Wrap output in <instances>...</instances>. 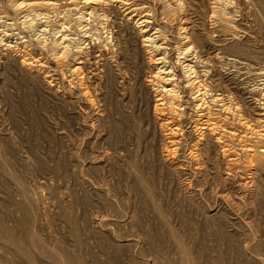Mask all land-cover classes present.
Segmentation results:
<instances>
[{
    "label": "rangeland",
    "instance_id": "rangeland-1",
    "mask_svg": "<svg viewBox=\"0 0 264 264\" xmlns=\"http://www.w3.org/2000/svg\"><path fill=\"white\" fill-rule=\"evenodd\" d=\"M85 1L0 0V264H264V0Z\"/></svg>",
    "mask_w": 264,
    "mask_h": 264
},
{
    "label": "bare ground",
    "instance_id": "bare-ground-1",
    "mask_svg": "<svg viewBox=\"0 0 264 264\" xmlns=\"http://www.w3.org/2000/svg\"><path fill=\"white\" fill-rule=\"evenodd\" d=\"M85 4L87 6H89V7L100 6L101 1H98V0H86ZM50 6H51L50 3H47L45 1H40V2H37V3H28V4L20 3V4L16 5V8H17V10L22 11V13H25L27 10L29 11V9H39L40 11H45V9L49 8ZM23 11H25V12H23ZM38 16H44V17L42 19H40V20H37V24H39L41 26L44 25L45 21H43V20H45V14L42 13V14H39ZM23 18H25V16ZM32 22H33V20H32ZM32 22H31V24H32ZM143 22H145V21H143ZM31 24H29V26H31ZM9 32H10V30H8V29L3 31L0 28V45L5 46L6 50H11L13 48H18V46L24 45V44H22L23 42H21V43H18V41L12 42L13 36H15L17 38V35L13 34L12 32L11 33H9ZM145 32L146 31H144L143 33H145ZM156 38L157 37H154V36L150 35L149 37H147L145 39V42L153 43L154 40H157ZM65 41H66L65 37L62 38L60 40V45L65 43ZM159 60H162V58H159L158 61ZM21 62H22L21 63L22 66H30V65H32V63L28 62V60H26V59H23V61H21ZM160 63L161 62H159L158 64H160ZM185 66L188 67V68L190 67V65H188V64L185 65ZM189 70L191 71V69H189ZM193 73L196 75L195 70L192 71V74ZM154 79H156V83H157V86H158L157 93H159V95L161 96L158 100H156L157 101V105L156 106L157 107L158 106L163 107L165 105V103H164L165 99H167V98H169V100L170 99L171 100H175V98H176L175 90H174V88H169V86L171 85V79H172L171 78V72L168 71L167 69H165V67L164 68L161 67V69L159 68V70L156 73V75H154ZM198 93L202 94L200 89L198 90ZM202 126H203L202 127L203 130H206V132L210 131L214 135L216 129L214 128L213 124H209L207 122V123H203Z\"/></svg>",
    "mask_w": 264,
    "mask_h": 264
}]
</instances>
